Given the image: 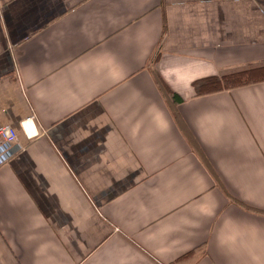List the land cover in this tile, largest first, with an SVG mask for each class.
Masks as SVG:
<instances>
[{
	"label": "crops",
	"instance_id": "0c3cea01",
	"mask_svg": "<svg viewBox=\"0 0 264 264\" xmlns=\"http://www.w3.org/2000/svg\"><path fill=\"white\" fill-rule=\"evenodd\" d=\"M261 62L264 0H0V264H264V82L191 86Z\"/></svg>",
	"mask_w": 264,
	"mask_h": 264
},
{
	"label": "trees",
	"instance_id": "16d2710c",
	"mask_svg": "<svg viewBox=\"0 0 264 264\" xmlns=\"http://www.w3.org/2000/svg\"><path fill=\"white\" fill-rule=\"evenodd\" d=\"M153 78L164 97H171L172 104L181 102V98L171 92L161 77L152 71ZM264 82V62L241 66L223 71L221 74L206 76L191 83L196 96L229 91L235 88ZM173 115H177L173 113ZM176 116V120L179 121ZM180 122V121H179ZM240 206L243 207L241 203Z\"/></svg>",
	"mask_w": 264,
	"mask_h": 264
},
{
	"label": "built area",
	"instance_id": "2783aa9c",
	"mask_svg": "<svg viewBox=\"0 0 264 264\" xmlns=\"http://www.w3.org/2000/svg\"><path fill=\"white\" fill-rule=\"evenodd\" d=\"M0 140L6 143H14L16 140L15 131L8 126L0 128Z\"/></svg>",
	"mask_w": 264,
	"mask_h": 264
}]
</instances>
